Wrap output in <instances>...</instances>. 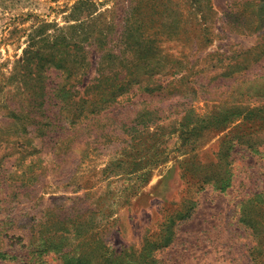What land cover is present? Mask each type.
Wrapping results in <instances>:
<instances>
[{"label":"trees","instance_id":"1","mask_svg":"<svg viewBox=\"0 0 264 264\" xmlns=\"http://www.w3.org/2000/svg\"><path fill=\"white\" fill-rule=\"evenodd\" d=\"M144 1L146 5L142 6L131 0L123 8V14L116 13L107 19V11H102L95 0H77L65 14L64 22L43 21L29 34L23 55L14 60L10 75L5 77L0 72V103L7 104L11 111L8 115L18 125L20 139L19 145L12 147L0 144V151L9 147L13 153L0 156V166H4L6 157L14 159L10 166L14 174L0 178L3 184L0 189L11 196L21 193L23 186L34 185L41 179L43 170L55 165L56 158L80 137L131 140L134 155L120 154L108 167H122L130 161V170L116 176L140 170L137 179L148 184L151 174L142 164L150 150L140 148L143 145L140 140L152 127L160 128L163 121L177 116L179 123L174 131H179V135L175 149L178 155H183L178 161L183 186L177 207L163 213L158 229L144 236L139 249L125 247L120 250L101 239L102 221L107 223L113 213L94 222L92 219L97 212L92 211L91 216L78 225L71 222V218L65 220L66 225L61 221L56 225L51 221L55 216L53 211L45 210L43 224L35 226L27 235L31 245L37 246L34 262L41 261L43 254L54 252L62 264H159V250L169 247L175 240L177 225L191 218L199 202V193L208 185L219 191L232 185V150L243 146L256 154L264 151V130L234 131L226 134L212 161L202 162L198 158L200 134L210 128L226 127L233 122V116L241 112L235 106H225L229 100L218 94L223 83L217 82L220 77L199 91L190 89L189 71L177 77L182 71L180 66L160 57L164 54L161 36L173 39L180 33L181 12L173 6L175 0ZM204 1L210 6L207 9L211 18L202 19L204 44L207 45L217 33V13L211 0ZM232 2L231 12H240L246 31L263 30L264 0ZM238 51L228 55L227 52L217 53L221 61L231 60L223 72L225 78L235 80L230 87L263 77L252 79L246 75L248 64L244 66L246 70H234L241 62L254 57L251 50ZM98 52L97 75L83 83V77L93 66V55ZM52 72L56 73L54 78ZM232 91L226 95L230 97ZM198 98L215 102V109L203 114L195 112L192 101ZM151 134L161 133L153 131ZM160 139L157 136V144ZM112 172L107 177L113 176ZM2 208L12 213L10 210L13 211L15 205L8 207L4 202ZM100 213H104L103 209ZM239 221L252 237L248 244L249 264H264V190L241 201ZM24 256L28 261L29 257Z\"/></svg>","mask_w":264,"mask_h":264},{"label":"rangeland","instance_id":"2","mask_svg":"<svg viewBox=\"0 0 264 264\" xmlns=\"http://www.w3.org/2000/svg\"><path fill=\"white\" fill-rule=\"evenodd\" d=\"M76 1L0 0V72L5 77L10 75L14 60L23 55L29 34L34 28L38 29L43 21L64 22L65 14ZM95 1L102 11H107L109 19L116 13L123 14V8L131 0H120L118 3L117 0ZM211 2L217 13V33L212 42L204 44L202 22L205 18L211 19L207 9L210 6L204 0H175L173 6L179 9L183 20L182 27L178 29L180 33L173 39L161 36L164 54L160 57L180 66L182 71L177 77L189 71L190 89L198 91L220 77L217 82L220 80L223 83L218 94L229 100L225 106H235L241 112L233 116V122L226 127L210 128L200 134L198 138L201 145L197 154L202 162H210L215 158V152L226 134L264 130V27L261 32L246 31L240 12H231L232 0ZM133 3L146 5L144 0H134ZM243 49L253 51L254 57L241 62L234 70H246L244 66L248 64L250 68L246 75L249 74L252 79L261 75L263 77L230 87L235 80L225 78L223 72L231 60L221 61L217 53L227 52L228 55L229 52ZM260 52H263L261 57ZM99 58V52L93 55V66L83 77V83L97 75L95 65ZM55 75L52 72V78ZM231 89L233 91L228 97L226 92H231ZM192 102L195 112L200 114L214 110L216 105L205 98ZM9 112L11 114L7 104L0 103V137L4 139L0 144L5 147L8 144L11 147L19 145L20 141L17 136L18 125L8 115ZM178 123L177 116L169 118L163 121L160 128H151V132L158 131L160 135L148 132L140 140L143 143L140 148L150 150L142 164L147 166L151 174L148 184L137 179L140 170L131 175L124 173L122 177L116 176L124 170H130V161L122 167H108L120 154L134 155L131 140H89L80 137L65 148L61 157L56 158L55 165L43 170L41 179L34 185L27 188L23 186L21 193L11 196L0 189V251H3L0 253V264H62L59 255L54 252L43 254L41 261L37 259L34 262L37 246L31 245L27 235L31 234L35 226L38 228V225L43 224L45 210L53 211L55 216L51 221L56 222V225L60 221L66 225L70 218L71 222L78 225L88 219L92 211L97 212L92 216L94 222L113 213L107 223L102 221L104 230L101 239L117 250L125 247L139 249L144 236L158 229L163 213L177 207L179 191L183 186L178 163L183 155H178L175 149L179 131L175 133L174 130ZM157 136L161 138L159 144ZM11 154L12 148L9 147L0 151V156ZM122 158L125 159L124 156ZM231 158L232 185L225 191L215 190L208 185L199 193V202L191 218L177 225L174 242L159 250V264H249L248 244L252 237L239 221L240 206L242 200L264 190V151L256 154L243 146H236ZM13 160L9 157L4 159V166H0V178L5 179L14 174L10 168ZM111 170L113 176L107 177ZM2 186L0 183V188ZM4 202L8 207L15 205L13 211L10 210L12 213L4 211ZM100 209H103V214ZM24 254L29 257L28 261L24 259Z\"/></svg>","mask_w":264,"mask_h":264}]
</instances>
